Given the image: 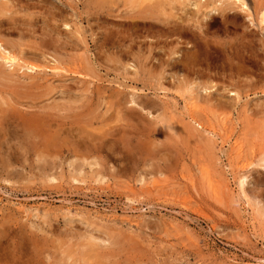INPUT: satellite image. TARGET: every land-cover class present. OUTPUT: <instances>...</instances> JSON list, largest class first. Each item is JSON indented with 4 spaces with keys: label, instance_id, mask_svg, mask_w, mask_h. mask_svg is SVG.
Segmentation results:
<instances>
[{
    "label": "rangeland",
    "instance_id": "obj_1",
    "mask_svg": "<svg viewBox=\"0 0 264 264\" xmlns=\"http://www.w3.org/2000/svg\"><path fill=\"white\" fill-rule=\"evenodd\" d=\"M15 1L8 3L26 24L19 27L26 43L44 37L62 52L66 91L57 89L58 75L50 78L57 72L49 67L60 65L50 56L41 63L49 74L38 80L53 89L42 97L48 107L62 103L48 112L64 121V144L49 156L0 164V264H264V213L256 206L264 201V23L256 0L225 23L212 8L229 0H205L199 10L193 1L169 2L165 13H151V0ZM87 84L91 94L83 93ZM3 101L0 109L9 108ZM70 126L86 130L82 146Z\"/></svg>",
    "mask_w": 264,
    "mask_h": 264
},
{
    "label": "bare ground",
    "instance_id": "obj_2",
    "mask_svg": "<svg viewBox=\"0 0 264 264\" xmlns=\"http://www.w3.org/2000/svg\"><path fill=\"white\" fill-rule=\"evenodd\" d=\"M10 1V0H9ZM12 1H15V0H12ZM21 1V0H20ZM19 1V2H20ZM33 2V0H31ZM37 1V0H35ZM34 1V3H35ZM40 1V0H39ZM37 1V2H39ZM44 1V0H43ZM63 1V0H62ZM112 0H98V2L100 3V5H103L105 4L106 2H111ZM129 1V3L131 4H136L138 3L139 1L141 0H127ZM126 1V2H127ZM151 6L150 9H151V13L152 12H155L157 11L158 13V10H160L162 7H164V5H166V3H169V2H173L174 4H178V5H181V3H184V1L186 0H151ZM191 3V1H193L194 5L197 6L198 10L202 8L201 6V3L202 1H205V0H187ZM220 1V0H218ZM224 1V0H223ZM226 1V0H225ZM228 1V0H227ZM16 2V1H15ZM18 2V0H17ZM25 2V1H24ZM29 1V3H32ZM37 2L35 4H37ZM42 1H40L39 3H41ZM45 2V1H44ZM47 2V0H46ZM45 2V3H46ZM52 2V1H51ZM115 2H118V0H116ZM124 2V0L122 1ZM148 2V1H147ZM208 5H211V3H217V1L215 0H211V1H205L204 3H206ZM255 4H256V7H254L255 10V14H258L260 15V19L262 21V23H264V0H259V1H254ZM22 3V1H21ZM21 3H18V4H21ZM48 3V2H47ZM54 3V2H53ZM215 3V4H216ZM221 4V7L217 5V7H213L212 8V11L214 12H217V14H215L214 18L216 19H220L221 21H227L228 19L234 17V10L236 9H240L243 11H250V5L248 6L247 2L245 0H229V2H227V4H223L222 5V2H220ZM35 4L33 6H35ZM147 4V3H146ZM186 4V3H185ZM16 5V4H15ZM12 6V4L8 3V0L4 1V0H0V98L2 100H5L3 102H7V106H9V108H6V109H0V164L1 165H5V166H14L13 164L17 163V161L20 160V157L21 158H27L28 155L31 156V153H35V155H45V156H49L52 154L53 151H56V149H61V147L63 146L64 144V138H63V135H64V121L63 120H60L59 118H53V115L54 114H50L48 111L52 109L53 112H55V109H53L54 107H57L59 109V107H61L60 105H62V103H57L55 104L54 106H50L48 107L50 104H46V101H44L45 99H42V97H48L49 95L52 94V90L50 89H46L45 91V88H44V85L38 80L39 77L42 78L44 75L45 76H48V74H43L42 73V70L45 68H47V66H43V64H41L42 62H45L44 59H47V56H50L52 58L55 59V62L59 63L60 65H58L60 68H58V66H51L49 67L51 70L50 71H56L57 73H52L50 74V78L52 77H56L57 75L59 76V72L61 71H65V69L63 67H61V62H63L62 58L61 57V53L58 49V47L56 46V44H54V42H56L54 40L51 41L52 37L50 38L51 40H49L48 38H44L42 37V39H40V42H31L30 40V43H26L25 39H24V32H21V28H19L20 26L24 25V28L26 27V24L22 23L20 24L19 22V17L18 19L15 18V16H13L15 13H19V12H15L13 11V9H15L14 7L16 6ZM38 5V4H37ZM40 5V4H39ZM43 5V4H42ZM49 5V4H48ZM54 5V4H53ZM55 5H57L55 3ZM127 5V4H126ZM140 5V4H139ZM169 5V4H168ZM188 5V3H187ZM193 5V4H192ZM203 5V4H202ZM207 5V6H208ZM19 6V5H18ZM30 6V5H29ZM32 6V5H31ZM58 6V5H57ZM129 6V4H128ZM186 7V5H184ZM184 6H182L184 8ZM205 6V7H207ZM254 6V4H253ZM24 7V6H23ZM43 7V6H42ZM46 7V5L44 6ZM56 7V6H54ZM144 7H147V6H144ZM147 7V8H149ZM178 7V6H177ZM176 7V8H177ZM194 7V6H193ZM209 7V6H208ZM219 7V8H218ZM26 8V7H24ZM38 8V6L36 7ZM35 8V9H36ZM146 8V9H147ZM175 8V7H174ZM179 9H181L180 7H178ZM187 8V7H186ZM218 8V9H216ZM20 9V8H19ZM28 9V8H27ZM32 9V7H31ZM34 9V10H35ZM43 9V8H41ZM45 9V8H44ZM47 9V8H46ZM60 9V8H59ZM133 10H135V8H132ZM130 9V10H132ZM138 9V8H137ZM140 9V8H139ZM163 9V13L164 12V9H166L165 7L162 8ZM192 10V7L190 8ZM194 9V8H193ZM204 9V8H203ZM206 9V8H205ZM253 9V8H252ZM12 12H11V11ZM54 10V9H53ZM143 9H140V10H137V11H140ZM167 10V9H166ZM189 10V9H188ZM18 11V10H17ZM47 11H51L50 9ZM57 12V10H54ZM136 11V10H135ZM133 11V12H135ZM173 10H171L172 12ZM187 11V10H185ZM194 11V10H193ZM192 11V12H193ZM210 11V9H209ZM8 12H11L10 15H8L7 13ZM23 12V10H22ZM24 12L27 13L26 10H24ZM23 12V13H24ZM37 12V11H36ZM150 12V11H149ZM204 12V11H203ZM129 13V12H128ZM139 14V12H136ZM148 13V12H147ZM151 13L147 14V15H152ZM154 13V14H155ZM162 13V14H163ZM196 13V12H195ZM206 13V12H205ZM21 14V13H20ZM28 14V13H27ZM45 14V13H44ZM133 14V13H132ZM160 14V15H162ZM186 14V13H185ZM191 14V12L189 13ZM197 14V13H196ZM198 14H200L198 12ZM203 14V13H201ZM29 15V14H28ZM31 15V14H30ZM52 16V14H50ZM179 15V14H178ZM192 15V14H191ZM194 15V14H193ZM205 15V14H204ZM202 15V16H204ZM212 14H210L211 16ZM6 16H8L6 18ZM19 16V15H18ZM22 16V14H21ZM25 17V15H23ZM32 16V15H31ZM47 16V15H46ZM54 16V15H53ZM57 16V15H56ZM135 16V15H134ZM164 16V15H163ZM166 16V15H165ZM187 16V14H186ZM190 16V15H189ZM197 16V15H196ZM200 17V15H198ZM238 16V15H237ZM241 16V15H240ZM248 16H251L250 14ZM38 17V16H37ZM50 17V16H49ZM48 17V18H49ZM59 17V16H58ZM145 16H143L144 18ZM147 17H150V16H147ZM146 17V18H147ZM153 17V16H152ZM191 17V16H190ZM189 17V18H190ZM193 17V16H192ZM195 17V15H194ZM209 17V16H208ZM246 17V16H245ZM244 17V18H245ZM254 17V16H253ZM23 18V17H22ZM32 18H35L34 16ZM41 18V17H40ZM44 18V17H43ZM56 18V17H55ZM188 18V19H189ZM196 18V17H195ZM211 18V17H209ZM236 18V17H235ZM238 18V17H237ZM240 18V17H239ZM25 19V18H24ZM62 19V18H61ZM135 19V18H133ZM142 19V17L140 18ZM151 19V17H150ZM165 19V18H164ZM198 20L200 18H197ZM196 19V20H197ZM204 19V18H203ZM233 19V18H232ZM255 19V18H254ZM37 20V19H36ZM55 19H53L54 21ZM63 20V19H62ZM146 20V19H145ZM181 19H179V22H180ZM195 20V19H194ZM193 20V21H194ZM195 20V21H196ZM202 20V19H201ZM200 20V22H201ZM235 20V19H234ZM233 20V21H234ZM242 20V18H241ZM246 20V19H245ZM249 20V18L247 19ZM246 20V21H247ZM39 21V20H38ZM49 21V20H47ZM47 21H43V22H47ZM50 21H52L50 19ZM168 21V20H167ZM183 21V20H181ZM191 21V20H190ZM194 21V22H195ZM213 21V19H212ZM26 22V21H25ZM59 22V21H57ZM147 22V20H146ZM151 22V21H150ZM170 22V21H169ZM176 22V21H175ZM178 22V23H179ZM194 22H192L194 25ZM197 22V21H196ZM203 22V21H202ZM207 22V21H206ZM209 22V21H208ZM218 22V21H217ZM253 22V21H252ZM256 22V20H255ZM36 23V22H35ZM34 23V24H35ZM138 23V22H137ZM148 23V22H147ZM155 23V22H154ZM162 23H165L164 21ZM183 23V22H182ZM181 23V24H182ZM205 23V22H203ZM222 23V22H221ZM254 23V22H253ZM257 23V22H256ZM44 24V23H43ZM50 24V22H49ZM55 24V23H54ZM59 24V23H58ZM65 24V23H64ZM109 24V23H108ZM123 26L125 25V23H122ZM153 24V23H152ZM174 24V23H173ZM190 24V22H189ZM197 24V23H196ZM219 24V23H218ZM258 24V23H257ZM46 25V24H44ZM56 25V24H55ZM156 25V24H154ZM214 25V24H212ZM221 24H219L220 26ZM227 26V24H225ZM29 26V25H27ZM34 26V25H33ZM36 26V25H35ZM49 26V25H48ZM67 26V25H66ZM150 26V25H149ZM197 26V25H196ZM199 26V25H198ZM201 26V25H200ZM236 26V25H235ZM250 26V25H249ZM257 26V25H256ZM259 26V25H258ZM41 27V26H39ZM38 27V28H39ZM54 27V26H53ZM158 27V26H157ZM195 27V26H194ZM207 27V26H205ZM216 27V26H215ZM254 27V26H253ZM37 28V27H36ZM37 28V29H38ZM42 28V27H41ZM49 28H52L51 26H49ZM136 28V27H135ZM180 28V27H178ZM186 28H187V25H186ZM211 28V27H210ZM233 28V27H232ZM23 29V28H22ZM29 29V28H28ZM35 29V28H34ZM43 29V28H42ZM56 29V28H55ZM58 29V27H57ZM56 29V30H57ZM78 29V28H77ZM127 29V28H126ZM189 29V28H188ZM263 29V27L261 28ZM17 30H19L21 32L22 35L19 36L18 39H8L6 38L4 35H2V32H7L9 33L10 35L13 34L14 32H16ZM27 30V29H25ZM47 30V28H46ZM74 30V29H73ZM132 30V29H131ZM174 30V29H173ZM180 30L182 31V29L180 28ZM192 30V28H191ZM237 30V28H236ZM30 31V30H29ZM29 31H27L29 33ZM51 31V30H49ZM205 31H208V30H205ZM34 31L32 30L31 34H34L33 33ZM38 32V31H37ZM40 32H43V31H40ZM45 32V31H44ZM48 32V30H47ZM58 32V31H57ZM79 32V31H78ZM165 32V31H164ZM169 32V31H168ZM193 32V31H192ZM191 32V33H192ZM204 32V31H203ZM81 33V32H80ZM176 33V32H175ZM179 33V32H178ZM187 33V32H186ZM196 33V32H194ZM17 37H18V33H16ZM63 34V33H62ZM61 34V35H62ZM83 34V33H82ZM208 34V33H207ZM8 35V34H7ZM15 35V34H14ZM184 35V34H183ZM187 35V34H185ZM191 35V34H189ZM196 35V34H194ZM12 36V35H11ZM37 36V34H36ZM57 36V35H56ZM73 36V35H72ZM110 36V35H109ZM182 36V34H181ZM180 36V37H181ZM64 37V36H63ZM196 37V36H195ZM198 37V35H197ZM232 37V36H231ZM250 37V36H249ZM254 37V36H253ZM66 38V36H65ZM68 38V37H67ZM72 38V37H71ZM83 38V37H82ZM108 38V37H107ZM188 38V37H187ZM190 38V37H189ZM84 39H85V36H84ZM191 39V38H190ZM206 39V38H205ZM253 39V38H252ZM60 40V39H59ZM79 40V39H78ZM83 40V39H82ZM87 40V39H85ZM84 40V41H85ZM107 40H110V39H107ZM251 40V39H250ZM71 41V40H70ZM106 41V40H104ZM196 41V40H195ZM75 42V41H74ZM87 42V41H86ZM84 42V43H86ZM200 42V41H199ZM251 42V41H250ZM198 43V42H197ZM229 43V42H228ZM70 44V43H69ZM72 44V43H71ZM74 44V43H73ZM202 44V43H201ZM210 47H211V43H207ZM236 44V43H235ZM243 44V43H242ZM253 44V43H252ZM255 44V43H254ZM121 45V44H120ZM199 45V43L197 44ZM244 45V44H243ZM203 46V45H202ZM227 46V44H226ZM238 46V45H237ZM235 46V47H237ZM25 47H29L28 48H25ZM198 47V46H197ZM200 47V45H199ZM198 47V48H199ZM248 47V46H247ZM61 48V47H59ZM88 48V47H86ZM207 48V47H206ZM217 48V47H216ZM232 48V47H231ZM219 49V48H217ZM237 49V48H236ZM235 49V50H236ZM241 49V48H240ZM205 50V48H204ZM203 50V51H204ZM222 50V49H221ZM247 50V49H246ZM245 50V51H246ZM250 50V49H249ZM197 51V50H196ZM201 51V50H200ZM132 52V51H131ZM205 52V51H204ZM207 52V51H206ZM222 52V51H221ZM226 52V51H225ZM224 52V53H225ZM234 52V51H233ZM125 53V52H124ZM123 53V55H124ZM194 53V52H193ZM197 53V52H196ZM209 53V51H208ZM243 53V52H242ZM87 54V53H86ZM90 54V53H89ZM198 54V53H197ZM231 53H229L230 55ZM236 54V53H234ZM239 54V53H238ZM248 55V53H246ZM245 54V55H246ZM84 55V54H82ZM199 55V54H198ZM206 55H208L206 53ZM242 55V54H241ZM99 56V55H97ZM149 56V55H148ZM183 56V55H182ZM193 56V55H192ZM231 56V55H230ZM233 56V54H232ZM231 56V57H232ZM86 57V56H85ZM185 57V55H184ZM194 57H198L199 59V56H194ZM206 57V56H205ZM253 57V56H252ZM88 58H90V56H88ZM186 58V57H185ZM188 58V57H187ZM191 58V56L189 57ZM229 58V57H228ZM239 58V57H238ZM95 59V58H94ZM193 59V57L191 58ZM196 59V58H195ZM194 59V60H195ZM243 59V58H242ZM248 59V58H247ZM50 60V59H49ZM137 60V59H136ZM193 60V61H194ZM246 60V58H245ZM244 60V61H245ZM249 60V59H248ZM51 61V60H50ZM74 61V60H73ZM86 61V60H85ZM88 61V60H87ZM90 61V60H89ZM239 61V60H238ZM242 61V60H241ZM239 61V64L240 62ZM247 61V60H246ZM76 62V61H75ZM182 62V61H181ZM199 62V61H198ZM250 62V61H249ZM93 63V62H92ZM99 63V62H98ZM193 63V62H192ZM243 64V61L241 62ZM245 63V62H244ZM45 64V63H44ZM50 64V63H49ZM102 64V63H101ZM134 64V63H133ZM181 64V63H180ZM179 64V65H180ZM187 64V63H186ZM232 64V63H231ZM69 65V64H67ZM90 64H88L89 66ZM143 65V64H142ZM178 65V67L180 68V66ZM183 65V64H182ZM189 65V64H188ZM240 66V65H239ZM73 67V66H72ZM81 67V66H79ZM182 67V66H181ZM186 67V66H185ZM65 68H67L65 66ZM135 68V67H134ZM183 68V67H182ZM245 68V67H244ZM82 69V68H81ZM92 69V68H90ZM99 69V68H98ZM235 69V68H234ZM48 70V68H47ZM238 70V69H237ZM96 71V70H95ZM200 71V70H199ZM250 71V70H249ZM45 73V71H43ZM66 72H71L73 74H76V75H83L84 73H82L83 71H80V70H72L71 71H67ZM89 72H92L91 70L88 71ZM41 73L43 74V76H41ZM87 73V72H86ZM94 73V72H93ZM92 73V75H93ZM136 74V73H135ZM95 75V74H94ZM133 75V74H132ZM212 75V74H211ZM244 75V74H243ZM63 76V75H62ZM62 76H59L58 78L62 77ZM89 76V75H87ZM146 76V75H145ZM197 76V75H196ZM205 76V75H204ZM75 77V76H74ZM86 77V76H85ZM97 77V74L96 76ZM140 77V76H139ZM199 77V76H198ZM240 77V76H239ZM44 78V77H43ZM57 78V77H56ZM64 78V77H63ZM70 78V77H69ZM73 78V77H72ZM77 78V77H75ZM82 78V77H81ZM153 78V77H152ZM205 78V77H204ZM62 78H60V82H59V86H56L57 89L58 87L59 88H63V90L66 91V89H64V84L62 81H61ZM138 79V78H137ZM54 80V78H53ZM72 80V79H71ZM94 80V79H93ZM189 80V79H188ZM187 79L183 80L185 81L186 83H190V81H188ZM209 80V79H208ZM64 81V80H63ZM74 81V80H73ZM79 81V80H78ZM89 80H87L88 82ZM52 82V81H51ZM57 82V84H58ZM75 82H76V79H75ZM81 82V80H80ZM208 82V81H207ZM49 83V82H47ZM56 84V82H53ZM187 83V84H188ZM210 83V82H209ZM55 84L53 86H55ZM68 84V83H67ZM67 84H66V88H67ZM81 84H85V79H84V83H81ZM90 84V83H89ZM97 84V82H96ZM192 84V82H191ZM212 84V82H211ZM244 84V83H243ZM254 84V83H253ZM46 85V84H45ZM51 85V84H50ZM70 85V84H69ZM75 85V84H74ZM82 85V86H83ZM185 85V84H184ZM48 86V84H47ZM189 86V84H188ZM252 86V85H251ZM88 87V84L86 86V90L83 89V93L86 91L87 93L91 94L90 92H88L89 90L87 89ZM190 87V86H189ZM206 87V86H205ZM44 88V89H42ZM71 88V87H70ZM186 88V86L184 87ZM215 88V87H214ZM255 88V87H254ZM69 89V88H68ZM67 89V90H68ZM74 89V88H73ZM71 89V90H73ZM93 89V88H92ZM208 89V88H207ZM59 90V89H58ZM55 91V89H54ZM64 91V93H65ZM194 91V90H192ZM59 92H61L59 90ZM58 92V93H59ZM85 92V93H86ZM230 92V90H229ZM238 92V91H237ZM64 93H61V94H64ZM56 94H57V91H56ZM60 94V93H59ZM241 94V93H240ZM81 95V94H80ZM96 95V94H95ZM54 96V95H52ZM61 96V95H60ZM82 96V95H81ZM51 97V96H50ZM55 97V96H54ZM66 97V96H65ZM77 97V96H76ZM92 97H93V94H92ZM64 98V96H63ZM60 99V98H59ZM66 99V98H65ZM77 99V98H76ZM84 99H85V96H84ZM87 99V98H86ZM93 99V98H92ZM40 101H42V105L43 107H41V104H40ZM49 100H53V98L49 99ZM61 100V99H60ZM73 100V99H71ZM79 100V99H78ZM213 100V99H212ZM43 101L45 103H43ZM56 101V100H54ZM69 101V99L67 100ZM84 101V100H83ZM70 102V101H69ZM72 102V101H71ZM79 103H81L80 101H78ZM88 102V101H86ZM90 102V101H89ZM99 102V101H98ZM196 102V101H195ZM51 103V101H50ZM55 103V102H54ZM68 103V102H67ZM135 103V102H134ZM76 103H74L73 105H75ZM85 104V103H84ZM84 104L82 105L84 107ZM89 104V103H88ZM224 104V103H223ZM45 105V106H44ZM66 105V103H65ZM103 105V104H102ZM81 106V107H82ZM99 106V105H97ZM146 106V105H145ZM262 106V104H261ZM75 107V106H74ZM73 107V108H74ZM93 107V106H92ZM92 107L90 110H92ZM107 107V106H106ZM23 108H26L27 110L23 109ZM66 108V107H65ZM142 108V106H141ZM152 108V107H150ZM62 111L64 112V108H61ZM64 109V110H63ZM75 109H79V106L76 107ZM83 109V108H82ZM89 108H87L88 110ZM99 109V107H98ZM102 109V108H101ZM143 109V108H142ZM68 109H66L67 111ZM71 110V109H70ZM73 110V109H72ZM145 110V109H144ZM219 110V109H218ZM89 111V110H88ZM98 111V110H97ZM58 112V111H57ZM73 112H75L73 110ZM82 112V111H81ZM95 112V111H94ZM93 111H90V112H87V115L88 113H94ZM99 112V111H98ZM52 113V112H51ZM56 113V112H55ZM83 113V112H82ZM121 113V112H120ZM124 113V112H122ZM121 113V114H122ZM75 114V113H74ZM218 114V113H217ZM59 115V114H57ZM77 116L78 113L76 114ZM75 115V116H76ZM95 118H98L99 115H97L96 117V113L94 114ZM225 115V114H224ZM74 116V115H73ZM76 116V117H77ZM84 115H82L83 117ZM90 116V115H89ZM91 116H93L91 114ZM222 116V115H221ZM219 116V117H221ZM56 117V116H55ZM82 117H79V118H82ZM100 117V116H99ZM120 117V116H119ZM64 119V117H61ZM75 118V117H74ZM77 118V119H79ZM88 118V117H87ZM101 118V117H100ZM99 118V119H100ZM123 118V117H122ZM225 118V117H224ZM76 119V118H75ZM83 119H81V122H83ZM90 119V118H89ZM84 120H87L86 118ZM93 120V119H92ZM106 120V119H105ZM124 120V119H123ZM222 120V119H221ZM74 121V120H73ZM103 121V120H102ZM109 121V120H108ZM125 121V120H124ZM131 121V120H130ZM136 121V120H135ZM196 121V120H195ZM225 121V120H224ZM80 122V124H81ZM86 122V121H84ZM94 122V120H93ZM105 122V121H104ZM194 122V121H193ZM74 123V122H73ZM75 123L78 124L77 121H75ZM87 123V122H86ZM197 123V122H196ZM201 123V122H200ZM202 124V123H201ZM223 124V123H222ZM71 125V124H70ZM92 125V124H90ZM82 126V125H81ZM80 126V127H81ZM89 126V125H87ZM199 126V125H198ZM197 126V127H198ZM66 127V126H65ZM201 127V126H200ZM52 128H56L57 131H56V134H57V138H55L52 134H51V129ZM83 129V130H82ZM206 129V128H205ZM66 132L69 134V137L72 138V140L75 142V144L79 145V146H82L80 145L84 139V133H86V130H84V128H76L75 126L72 127H68L66 129ZM127 132V131H126ZM207 132V131H206ZM124 133V132H123ZM126 134V133H125ZM68 136V135H67ZM89 136V134H88ZM95 136V135H94ZM90 137V136H89ZM92 137V136H91ZM88 138V137H87ZM106 138V137H105ZM67 139V138H66ZM91 139V138H90ZM96 140V139H95ZM106 140V139H105ZM68 141V140H67ZM70 141V140H69ZM88 141H89V138H88ZM116 141L117 138H116ZM72 142V141H71ZM70 142V143H71ZM73 142V143H74ZM103 142V141H102ZM84 144H86L85 142H83ZM112 143V142H111ZM73 145V144H72ZM88 145V144H87ZM90 145V144H89ZM102 145V144H101ZM109 145V144H108ZM103 146V145H102ZM237 146V145H235ZM81 148V147H79ZM234 148V147H233ZM238 148V147H237ZM89 149V148H88ZM92 149V148H91ZM106 150V149H105ZM235 151V150H234ZM66 152V151H65ZM76 152V151H74ZM240 152V151H239ZM260 153V152H259ZM263 153V152H262ZM41 155V157H42ZM261 155V154H260ZM82 156V155H81ZM35 157V156H34ZM36 158V157H35ZM40 158V157H39ZM39 158H37L35 161H37ZM46 158V157H45ZM54 158V157H53ZM41 159V158H40ZM87 159V158H86ZM254 159V158H253ZM263 159V158H262ZM261 159V160H262ZM26 160V159H25ZM42 160V159H41ZM47 160V159H46ZM29 161V160H28ZM89 161V160H88ZM46 162V161H45ZM27 163V162H26ZM88 164V163H87ZM253 164V163H252ZM22 165V164H21ZM24 165V164H23ZM91 166V165H90ZM251 166V165H250ZM82 167V166H81ZM20 168V167H19ZM246 168V167H245ZM249 168V167H248ZM77 172V171H76ZM80 173V172H79ZM242 173V172H241ZM240 173V175H241ZM46 177V176H45ZM49 177V176H48ZM242 177V176H240ZM53 179V177H51ZM47 179V177H46ZM56 179V178H55ZM78 179V178H77ZM49 180H51L49 178ZM48 180V181H49ZM6 181V180H5ZM9 181V180H8ZM54 181V180H53ZM85 181V180H84ZM248 181V180H247ZM246 182V177L244 176L242 179H241V186L243 187L244 184ZM211 183V182H210ZM212 184V183H211ZM211 187V186H210ZM241 191V190H240ZM243 192V191H242ZM241 192V193H242ZM245 193V192H244ZM242 193V196L243 194ZM247 197V196H246ZM249 197V196H248ZM247 197V198H248ZM255 198V197H254ZM249 201V200H247ZM252 203V202H251ZM256 206H257V209L259 211H261L262 213H264V201L262 199H259L257 202H256ZM257 214V213H256ZM262 215V214H261ZM261 217V216H260ZM92 235V234H91ZM90 235V236H91ZM88 237V235H87ZM92 237H94L93 235L90 237L91 240L93 239ZM98 237L95 238L98 239ZM108 238V237H107ZM41 239V238H40ZM90 240V239H89ZM101 242H104L102 241V239H100ZM113 240V239H112ZM98 241V240H96ZM94 241V243L96 242ZM111 242V241H110ZM38 245V244H37ZM42 245V244H41ZM40 245V246H41ZM96 245V244H95ZM91 246V245H90ZM42 248V247H41ZM88 248V247H87ZM23 251V250H22ZM47 252V251H46ZM100 254V253H99ZM43 256V255H42ZM51 259V258H50ZM15 261V260H14ZM12 262V261H11ZM2 264V263H1ZM28 264V262H27Z\"/></svg>",
    "mask_w": 264,
    "mask_h": 264
}]
</instances>
